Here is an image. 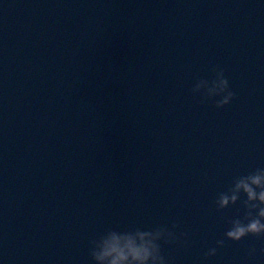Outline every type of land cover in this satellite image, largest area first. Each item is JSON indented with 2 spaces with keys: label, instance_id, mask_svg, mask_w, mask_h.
I'll use <instances>...</instances> for the list:
<instances>
[{
  "label": "water",
  "instance_id": "water-1",
  "mask_svg": "<svg viewBox=\"0 0 264 264\" xmlns=\"http://www.w3.org/2000/svg\"><path fill=\"white\" fill-rule=\"evenodd\" d=\"M216 66L223 108L191 93ZM260 167L264 0H0V264H92L105 229L173 222L171 264H264L254 236L203 259L243 215L217 194Z\"/></svg>",
  "mask_w": 264,
  "mask_h": 264
},
{
  "label": "clouds",
  "instance_id": "clouds-1",
  "mask_svg": "<svg viewBox=\"0 0 264 264\" xmlns=\"http://www.w3.org/2000/svg\"><path fill=\"white\" fill-rule=\"evenodd\" d=\"M212 72L213 78L198 79L191 93L199 97L201 104L211 102L216 108H223L236 98V93L231 90L223 69L216 66ZM238 203L243 209L242 217L238 215L228 221L230 227L224 239L217 240V247L204 253V260L214 257L217 248L224 247L225 239L239 242L246 236L264 238V167L235 176L215 199L217 211ZM178 228L176 222L170 227L163 224L149 228L131 226L123 230L109 227L89 240L88 255L92 264H171L163 245H189L187 233L177 232ZM255 252L253 247L249 255Z\"/></svg>",
  "mask_w": 264,
  "mask_h": 264
}]
</instances>
